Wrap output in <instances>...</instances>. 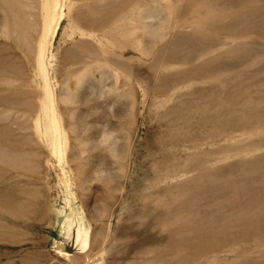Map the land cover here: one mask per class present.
<instances>
[{
  "label": "rangeland",
  "instance_id": "rangeland-1",
  "mask_svg": "<svg viewBox=\"0 0 264 264\" xmlns=\"http://www.w3.org/2000/svg\"><path fill=\"white\" fill-rule=\"evenodd\" d=\"M0 264H264V0H0Z\"/></svg>",
  "mask_w": 264,
  "mask_h": 264
}]
</instances>
